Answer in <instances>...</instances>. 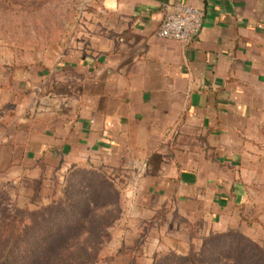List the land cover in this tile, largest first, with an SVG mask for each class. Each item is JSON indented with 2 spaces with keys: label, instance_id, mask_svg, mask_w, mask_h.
<instances>
[{
  "label": "crops",
  "instance_id": "crops-1",
  "mask_svg": "<svg viewBox=\"0 0 264 264\" xmlns=\"http://www.w3.org/2000/svg\"><path fill=\"white\" fill-rule=\"evenodd\" d=\"M96 3L78 47L16 69V106L0 114L7 165L21 179V161L35 175L105 168L136 194L133 209L172 201L188 220L203 208L216 221L244 202V163L264 141V0ZM179 3L205 12L186 44L157 36Z\"/></svg>",
  "mask_w": 264,
  "mask_h": 264
},
{
  "label": "rangeland",
  "instance_id": "rangeland-1",
  "mask_svg": "<svg viewBox=\"0 0 264 264\" xmlns=\"http://www.w3.org/2000/svg\"><path fill=\"white\" fill-rule=\"evenodd\" d=\"M96 2L0 0V114L16 106L15 92L6 89L16 69L53 65L78 47ZM5 142L0 228L21 215L32 223L18 249L22 264H264V141L244 163V202L216 221L203 208L188 220L172 201L133 209L136 194L105 168L76 163L35 175L38 163L21 161L31 170L21 179L5 161Z\"/></svg>",
  "mask_w": 264,
  "mask_h": 264
},
{
  "label": "built area",
  "instance_id": "built-area-1",
  "mask_svg": "<svg viewBox=\"0 0 264 264\" xmlns=\"http://www.w3.org/2000/svg\"><path fill=\"white\" fill-rule=\"evenodd\" d=\"M205 18L203 9L185 3L167 9L157 30V36L190 43L201 31Z\"/></svg>",
  "mask_w": 264,
  "mask_h": 264
},
{
  "label": "trees",
  "instance_id": "trees-1",
  "mask_svg": "<svg viewBox=\"0 0 264 264\" xmlns=\"http://www.w3.org/2000/svg\"><path fill=\"white\" fill-rule=\"evenodd\" d=\"M23 218L16 216L0 228V264H22L24 257L19 255L18 249L32 227V223H24Z\"/></svg>",
  "mask_w": 264,
  "mask_h": 264
}]
</instances>
